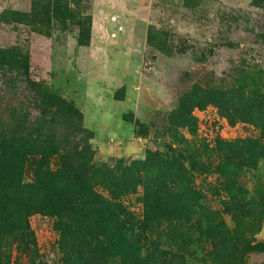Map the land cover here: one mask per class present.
Wrapping results in <instances>:
<instances>
[{"label": "rangeland", "instance_id": "1", "mask_svg": "<svg viewBox=\"0 0 264 264\" xmlns=\"http://www.w3.org/2000/svg\"><path fill=\"white\" fill-rule=\"evenodd\" d=\"M0 54V128L74 157L87 146L92 165L111 171L147 169L170 150L196 156L202 213L163 223L153 241L177 264H264V160L240 175L219 170L224 144L264 137V116L239 117L235 99L264 102V0H0ZM143 197L139 186L124 201L138 219ZM30 225L12 264H62L55 219L38 213ZM180 232L188 253L175 259Z\"/></svg>", "mask_w": 264, "mask_h": 264}, {"label": "trees", "instance_id": "2", "mask_svg": "<svg viewBox=\"0 0 264 264\" xmlns=\"http://www.w3.org/2000/svg\"><path fill=\"white\" fill-rule=\"evenodd\" d=\"M235 99L243 106H238L239 117H250L254 109L264 116V102L246 100L238 94ZM26 131L0 128V264H12L17 239L30 243V217L38 213L55 219L62 264H177L170 262L168 253L157 246L153 236L163 223L202 213L196 206L203 197L189 177L190 172L203 168L196 156L170 150L166 159L149 156L142 165L147 169L120 164L117 171H111L92 165L93 154L87 146L82 155L74 157L72 152L63 154L62 146L50 138L40 143L27 137L30 135ZM60 153L61 167L54 171L49 160ZM222 156L229 165L227 169L219 166L224 175L256 170L264 160V137L224 144ZM32 157H39L38 167L33 182L28 183L25 171ZM144 171L157 173L158 178L145 180L141 177ZM173 172L179 179L176 184ZM139 186L144 188L142 219L124 203ZM175 239L170 247L177 250L175 259H182L188 253L186 237L180 232Z\"/></svg>", "mask_w": 264, "mask_h": 264}]
</instances>
